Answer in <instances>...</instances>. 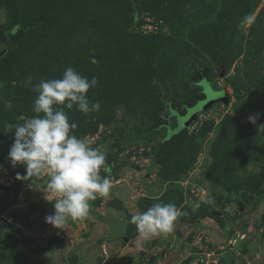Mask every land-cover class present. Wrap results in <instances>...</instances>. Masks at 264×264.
<instances>
[{
  "label": "rangeland",
  "instance_id": "1",
  "mask_svg": "<svg viewBox=\"0 0 264 264\" xmlns=\"http://www.w3.org/2000/svg\"><path fill=\"white\" fill-rule=\"evenodd\" d=\"M2 47L0 264H264V0H0ZM67 67L99 81V112H65L113 186L57 229L47 177L17 179L6 125L35 115L33 86ZM156 202L188 214L145 239L131 218ZM123 215L129 241L108 239Z\"/></svg>",
  "mask_w": 264,
  "mask_h": 264
},
{
  "label": "clouds",
  "instance_id": "2",
  "mask_svg": "<svg viewBox=\"0 0 264 264\" xmlns=\"http://www.w3.org/2000/svg\"><path fill=\"white\" fill-rule=\"evenodd\" d=\"M19 26H17L18 28ZM95 63V60H92ZM28 77L24 86L31 84ZM98 79H89L73 67H67L61 78L41 80L33 86L37 93L33 101L31 117H21L22 123L6 125L14 131L13 143L7 154L10 163L22 164L26 173L17 179L46 176L47 190L54 193V214L45 218L54 228L64 229L71 221L89 216L90 201L107 197L113 186L107 172L106 153L94 148L86 139L74 134L77 125L69 122L65 109L76 110L87 115L99 112V101L87 97L90 88L98 85ZM5 109L12 107L11 101L4 103ZM259 114L249 116L255 123ZM199 204L192 205L196 211ZM187 211L174 203L156 202L146 211L131 218L139 235L145 239L168 235L174 231L175 222Z\"/></svg>",
  "mask_w": 264,
  "mask_h": 264
},
{
  "label": "water",
  "instance_id": "3",
  "mask_svg": "<svg viewBox=\"0 0 264 264\" xmlns=\"http://www.w3.org/2000/svg\"><path fill=\"white\" fill-rule=\"evenodd\" d=\"M5 51V47H2L0 53ZM227 98V97H226ZM228 98L224 104H227ZM3 192H7L9 187H2ZM128 219L126 216H122L121 218L118 217H111L108 221V224L112 228L111 234L108 236L110 240H122L124 242L129 241V237L127 236V228H128ZM60 240L56 235H52L47 244L43 247V250H48L53 243H59Z\"/></svg>",
  "mask_w": 264,
  "mask_h": 264
},
{
  "label": "trees",
  "instance_id": "4",
  "mask_svg": "<svg viewBox=\"0 0 264 264\" xmlns=\"http://www.w3.org/2000/svg\"><path fill=\"white\" fill-rule=\"evenodd\" d=\"M200 89H199V92H198V94L200 95V97L198 98V99H196L195 100V102H197L198 100H200L201 99V97H202V94L200 93ZM194 104V103H193ZM186 106V105H185ZM186 107H188V106H186ZM172 110H176V109H173L172 108ZM178 112V111H177ZM169 113H170V110H169ZM180 114V113H179ZM170 115H171V113H170ZM162 125L161 124H158V125H156V126H154V127H152L148 132H147V135L144 137V139L146 140V141H151V139H152V134L153 133H155L156 131H158L159 130V128L161 127ZM161 143H159L158 144V146L160 145ZM157 146V147H158ZM123 216H126V215H123ZM113 217H115V216H113ZM111 218V217H110ZM109 218V219H110ZM126 218L128 219V217L126 216ZM109 219H107V221L106 222H108L109 221ZM128 222H129V220H128ZM193 223L195 224V225H198L200 222H198V221H193ZM128 226H129V223H128ZM128 229V228H127ZM109 239V238H108Z\"/></svg>",
  "mask_w": 264,
  "mask_h": 264
},
{
  "label": "crops",
  "instance_id": "5",
  "mask_svg": "<svg viewBox=\"0 0 264 264\" xmlns=\"http://www.w3.org/2000/svg\"><path fill=\"white\" fill-rule=\"evenodd\" d=\"M200 224H201V223H200ZM196 226H197V225H196ZM246 228H247V227H246ZM248 229H249V228H248ZM257 230H258V229H257ZM259 230H262V227H260ZM242 232L244 233L245 230H243ZM215 234H216V235H215ZM214 235H215V236H221V232H220V231H219V232H218V231H215V232H214ZM245 238H246V235H245ZM245 238H244V239H245ZM239 242H240V241H239ZM241 242H242L243 244H245V243H247V240H242ZM239 244H240V243H239Z\"/></svg>",
  "mask_w": 264,
  "mask_h": 264
}]
</instances>
